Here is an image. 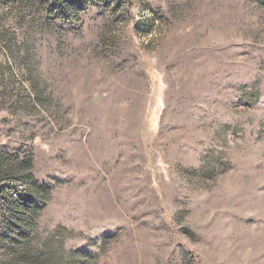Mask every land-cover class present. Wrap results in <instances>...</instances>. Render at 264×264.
I'll return each mask as SVG.
<instances>
[{"label":"rangeland","instance_id":"1","mask_svg":"<svg viewBox=\"0 0 264 264\" xmlns=\"http://www.w3.org/2000/svg\"><path fill=\"white\" fill-rule=\"evenodd\" d=\"M56 1L0 2V264H264V0Z\"/></svg>","mask_w":264,"mask_h":264},{"label":"trees","instance_id":"2","mask_svg":"<svg viewBox=\"0 0 264 264\" xmlns=\"http://www.w3.org/2000/svg\"><path fill=\"white\" fill-rule=\"evenodd\" d=\"M70 1H72V0H57L56 2H58L59 4L64 6ZM82 1H84V0H82ZM0 2H2V0H0ZM3 192H4V188L1 187L0 188V195H3L4 194ZM10 196H11L10 200L12 201V203L14 205H17L20 202V197H19L18 193H14L13 196L12 195H10ZM200 264H201V262H200Z\"/></svg>","mask_w":264,"mask_h":264}]
</instances>
